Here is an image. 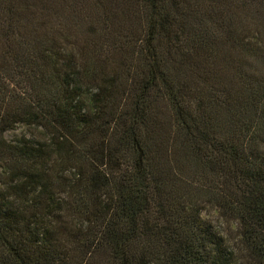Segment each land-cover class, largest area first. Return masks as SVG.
<instances>
[{
	"label": "trees",
	"instance_id": "16d2710c",
	"mask_svg": "<svg viewBox=\"0 0 264 264\" xmlns=\"http://www.w3.org/2000/svg\"><path fill=\"white\" fill-rule=\"evenodd\" d=\"M241 258L264 264V0H0V264Z\"/></svg>",
	"mask_w": 264,
	"mask_h": 264
},
{
	"label": "rangeland",
	"instance_id": "374dc122",
	"mask_svg": "<svg viewBox=\"0 0 264 264\" xmlns=\"http://www.w3.org/2000/svg\"><path fill=\"white\" fill-rule=\"evenodd\" d=\"M24 131V128L21 127L17 129L16 135H20ZM203 218L214 227L215 231L224 238L234 252L241 251L239 247V234L234 224L224 220L215 210L212 209L206 210L203 213ZM236 264H245V261L241 258L236 262Z\"/></svg>",
	"mask_w": 264,
	"mask_h": 264
}]
</instances>
